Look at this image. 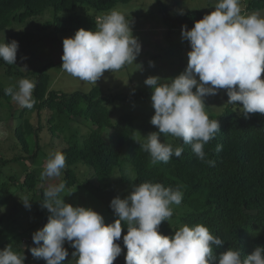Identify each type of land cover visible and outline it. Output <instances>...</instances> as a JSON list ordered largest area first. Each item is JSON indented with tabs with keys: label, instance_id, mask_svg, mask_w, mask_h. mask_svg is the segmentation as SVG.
Here are the masks:
<instances>
[{
	"label": "trees",
	"instance_id": "obj_1",
	"mask_svg": "<svg viewBox=\"0 0 264 264\" xmlns=\"http://www.w3.org/2000/svg\"><path fill=\"white\" fill-rule=\"evenodd\" d=\"M130 1L0 0V29L12 22H24L30 17L40 16L52 8L53 18L45 21L39 27L40 31L53 32L56 36L74 33L81 28L95 31V19L99 14ZM263 8L264 0H251L245 7L247 11ZM162 14L164 38L169 50L176 54L191 50L189 42L182 39V28L186 25L191 30L195 22L207 14L192 10L171 15L163 7ZM13 40L19 44L17 56L36 43L35 33L29 30L12 32L4 43ZM61 60L24 71L18 62L9 65L0 59V112L5 111L8 114L6 119L11 116L17 122L12 129L13 141L7 138L8 146L3 152L0 151V209H4L0 214V250L11 245L15 252L25 255L24 264H46L42 258L27 256L23 244L42 246L43 242L40 245L33 243V234L43 228L40 224L47 223V219L28 224L25 228L23 222L30 220L31 213L24 214L27 208L21 201L24 196L29 198L31 208L28 211L35 213V219L43 214L38 204L44 198L46 186H41L42 177L39 176L44 171V164L41 165L40 159L50 155L45 150L41 136L42 118L46 110L50 111L47 122L52 134L58 132L67 142V146L60 151L66 157L61 180L66 187L81 184L82 174L84 176L89 172L99 184L98 189H106L124 181H133L134 185L143 182L161 183L174 189L180 186L185 209L173 212L172 226H160L162 235L172 237L184 225L203 224L211 234L225 242L220 247L214 246L215 260L212 264H218L220 254L229 249L239 251L243 259L256 247H264V115L248 114L246 118L239 106L232 104H227L218 115H209L211 120H218L220 124V131L215 138L204 145L206 158L214 161V166L200 161L190 145L176 138H161V142L183 147L182 156H173L168 163L150 166V154L141 146L144 140L136 138L134 116L124 114L112 119L107 104L131 98L147 99L152 92L140 91L130 97H123L107 94L98 86L89 92L77 90L65 93L53 89L49 70ZM25 76H32L36 83L32 109L20 107L10 96L5 95L7 87L16 85L4 84V78ZM33 112L38 115L37 125L29 118ZM81 123L86 126V133L78 130L76 125ZM218 145L222 146L219 151ZM28 160L33 162L30 168L13 171L11 165ZM127 165L132 169V177L124 175ZM117 173L120 176L116 177ZM129 193L130 190L126 192ZM108 210L114 217L106 224H112L117 216L110 205ZM15 226L19 229L16 230ZM126 234L125 224L122 225L120 240L116 241L122 253L114 264H125L127 249L123 236ZM64 247L69 252L68 256L73 257L75 249L70 243L65 242Z\"/></svg>",
	"mask_w": 264,
	"mask_h": 264
},
{
	"label": "clouds",
	"instance_id": "obj_2",
	"mask_svg": "<svg viewBox=\"0 0 264 264\" xmlns=\"http://www.w3.org/2000/svg\"><path fill=\"white\" fill-rule=\"evenodd\" d=\"M95 26V31L81 28L63 39L60 68L80 81L97 85L106 71L115 73L133 64L141 44L119 11L97 16ZM181 35L191 48L185 70L165 83L158 76L144 81L153 89L155 113L150 123L158 132L145 136L141 146L150 154V166L168 163L183 153V147L161 142V135L171 136L190 145L200 161L214 166L215 162L206 158L204 145L215 138L220 124L209 118L205 98L223 89L228 96L226 104L238 105L246 118L248 114L264 115V15L242 14L241 0H218L214 10L196 21L191 30L183 26ZM18 49L15 40L0 44V59L16 64ZM35 87L34 81L21 78L15 87L5 89V95L20 107L32 109ZM221 147L218 145L217 151ZM65 166L62 152L51 153L41 176L60 177ZM65 187L63 182L46 187L41 207L50 213L48 223L33 234L34 244L43 243L31 248V253L46 264H62L69 255L65 242L75 249L72 264H114L122 253L116 241L125 224V264H212L214 246L225 243L203 224L184 225L172 237L160 233L162 222H170L173 216L171 206L182 202L180 186L174 189L152 182L133 185L126 198L112 199L110 207L118 216L112 224H106L92 208L66 203L61 196ZM21 201L31 208L27 196ZM25 259L11 245L0 250V264H24ZM218 264H264V247H256L243 259L239 251L229 249L220 254Z\"/></svg>",
	"mask_w": 264,
	"mask_h": 264
},
{
	"label": "rangeland",
	"instance_id": "obj_3",
	"mask_svg": "<svg viewBox=\"0 0 264 264\" xmlns=\"http://www.w3.org/2000/svg\"><path fill=\"white\" fill-rule=\"evenodd\" d=\"M251 0H241L242 14H249L252 12H259L264 15V8L261 10H251L247 11L245 9L246 5ZM218 0H132L128 3L118 4L114 9L110 11L102 12L99 15H104L113 10L119 11L125 15L126 19L130 22L133 35L139 40L141 44V53L137 57L136 61L131 65H126L118 72L112 73L106 71L104 76L97 82V85L85 83L77 78L72 77L63 70H61L63 55V39L72 37L74 33L69 34H59L56 36L53 32L39 30V27L47 20H51L54 15L52 8L47 9L42 15L30 17L24 22H12L8 27L0 29V44H3L7 39L8 35L15 31H31L35 33L36 43L28 48L25 52L17 56V62L19 66L24 71L32 70L37 66H43L46 64L56 63V61L61 60V63L55 64L50 70L51 75V87L53 89L60 90L65 93H71L74 91L89 92L94 86H98L103 92L107 94L121 95L123 97H130L134 93L140 91H150L153 92L151 86L145 85L144 81L149 76H158L161 78V82L165 83L168 80L175 78L181 74L188 63V52H183L181 54L173 53L169 50V47L164 38V28L162 27V7L168 10L171 15H181V10L183 13L187 11H199L204 14H210L214 10L215 4ZM49 33L44 36V34ZM43 36V37H42ZM22 57L26 59H22ZM151 62V63H150ZM154 65V66H153ZM21 78H27L30 81H34L32 76L25 77H14V78H4L3 83L6 85H16L18 80ZM195 91V89H193ZM152 96V95H151ZM151 96L147 99L143 98H131L129 100L116 101L107 104L109 110L111 111L112 119H118L124 114H132L134 116V123L136 129V138L139 140H145L150 132H158V128L150 123L152 116L155 113L152 107ZM228 96L226 90H220L215 96H207L205 98L206 112L208 115H218L222 112L224 107L227 105L226 102ZM50 111L46 110L43 120L42 128V138L45 142L46 152L51 154L56 151H61L67 146V142L63 140V137L55 132L52 134L50 125L47 122V118ZM5 111L0 112V151L6 149L9 141L12 142V135L16 119ZM31 122L35 125L38 124V115L33 112L29 114ZM80 121V120H79ZM76 125V124H75ZM81 133H86L88 130L86 126L81 123L76 125ZM107 134L104 136L106 137ZM9 139L7 141L6 139ZM161 138L172 139L173 137H163ZM42 141V142H43ZM44 155V154H43ZM49 156L42 157L40 159L41 165L44 164ZM33 165L31 160L20 164H13V171L22 170L24 168H30ZM89 172V171H88ZM132 169L130 166L125 167V174L127 177H132ZM135 174V173H134ZM64 176L62 171L60 177L55 178H42L41 186L46 187L49 184H58L61 182ZM120 176V173L116 174V177ZM42 177V176H39ZM23 179V176H21ZM81 184L74 185L72 187H65V191L61 194L64 197L66 203L76 206H83L85 208H92L96 212L100 213L106 221L109 222L110 218L114 215L108 210L112 199L119 196L120 198H126L133 189V181H124L123 183L116 184L112 187L106 189H98V183L95 182V178L90 175V172L81 177ZM88 180V181H87ZM128 187V189H127ZM130 190L129 194L126 192ZM40 210L43 214L35 219V213L29 212L28 208L24 211V214L31 213L30 220L23 223L26 228L28 224L38 223L48 218L50 213L47 209H42L41 204H38ZM173 212L185 209L184 205H172ZM4 209H0V214H2ZM28 211V212H27ZM183 212V211H182ZM116 217V216H115ZM15 217L13 216V219ZM19 218V217H18ZM25 218V217H24ZM109 219V220H108ZM118 219V216L117 218ZM19 220V219H17ZM173 222V217L170 222L164 221L161 225H169ZM46 222L40 224L43 227L47 224ZM160 225V226H161ZM172 226V224L170 225ZM18 230V226H15ZM173 231V229L171 230ZM33 233V232H31ZM26 239V238H25ZM32 244L24 243L23 251L27 256H32L31 248ZM73 257H66L62 262L72 264ZM66 263V264H67Z\"/></svg>",
	"mask_w": 264,
	"mask_h": 264
}]
</instances>
